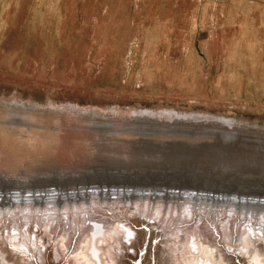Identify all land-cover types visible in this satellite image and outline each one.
<instances>
[{
    "label": "rangeland",
    "instance_id": "rangeland-1",
    "mask_svg": "<svg viewBox=\"0 0 264 264\" xmlns=\"http://www.w3.org/2000/svg\"><path fill=\"white\" fill-rule=\"evenodd\" d=\"M0 99L36 108L21 116L50 118L33 122L49 134L66 130L76 154L60 159L143 160L145 168H134L126 180L163 179L158 171L167 167L221 195L262 198L264 0H0ZM11 111L7 126L30 123ZM215 117L240 124L210 120ZM51 165L29 172L24 165L16 175L47 178L55 186L43 190H54L61 174ZM115 168L107 172L120 171ZM124 208L115 205L106 214L125 221ZM19 217H7L0 234L24 226ZM144 223L146 231L160 232L158 221ZM63 225L70 231L66 217ZM91 225L87 220L84 227ZM27 228L37 233L34 224ZM51 230L55 234L42 233L31 246L37 256L27 253V259L42 264L41 252H56L57 220ZM70 234L75 249L80 234ZM147 248L144 240L137 251L117 254L124 261L138 255L132 264H152L142 257ZM72 258L66 248L51 264Z\"/></svg>",
    "mask_w": 264,
    "mask_h": 264
},
{
    "label": "bare ground",
    "instance_id": "bare-ground-1",
    "mask_svg": "<svg viewBox=\"0 0 264 264\" xmlns=\"http://www.w3.org/2000/svg\"><path fill=\"white\" fill-rule=\"evenodd\" d=\"M11 110L21 111L22 120L26 118L30 123L22 127L7 126L4 120L12 114ZM28 111L35 113L36 108L29 109L20 101L0 99V224L7 217L26 219L24 226L15 221L18 226L11 229L15 233L6 227V234H0V264H38L27 259V253L36 254L37 249L31 250V246L37 247L42 233L48 237L55 234L51 230L55 220L56 252L52 249L41 252L42 264H51L55 256L62 258L66 248L73 255L69 264H132L130 261H137L138 255L128 254V261H124L117 252L137 251L144 240L148 248L146 256L142 257H151L152 264H234L235 260L239 264H264V197L221 195L217 190L205 188L201 179L184 174L177 176L167 167L158 171L163 179L147 177L142 183H134L133 178L126 180V175L129 176L134 168L142 171L141 167L147 164L143 160L60 159L69 153L76 154L74 148L69 147L66 130L59 135L49 134L43 130L45 126L33 122L43 120L44 123L51 119L21 116ZM210 120L240 124L221 117ZM54 154L57 159H41ZM51 164H57L61 174L54 190H43L54 185L47 178L16 175L18 168L24 165L29 172L30 168L40 170L52 167ZM111 166L120 171L107 172ZM126 170L130 173H125ZM89 171L102 174L92 173L95 174L93 178L87 174ZM160 180L163 184H159ZM119 204L126 207L122 210L125 221L106 214L114 212L115 205ZM130 209L135 211L134 216H127ZM93 214H100L102 219H96ZM195 216L198 221L194 226L183 227L188 218ZM64 217L70 224L68 232L63 225ZM87 220L92 222L91 227H84ZM151 220L158 221L155 225L160 232L142 228L147 224L144 222ZM236 220L246 225L235 226ZM30 223L37 228V233L27 228ZM210 225L212 232L207 229ZM40 228L45 231L40 233ZM71 230L80 234L75 249L71 248L72 239L69 240ZM157 239L161 240L156 243Z\"/></svg>",
    "mask_w": 264,
    "mask_h": 264
}]
</instances>
